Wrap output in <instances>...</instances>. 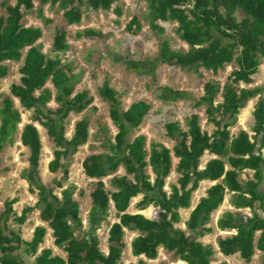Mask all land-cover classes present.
I'll use <instances>...</instances> for the list:
<instances>
[{"label":"trees","instance_id":"obj_1","mask_svg":"<svg viewBox=\"0 0 264 264\" xmlns=\"http://www.w3.org/2000/svg\"><path fill=\"white\" fill-rule=\"evenodd\" d=\"M34 1L16 0L14 6L3 2L7 16H0V78L9 73L6 63L20 61L22 51L30 47L19 70L20 83L13 84L10 91L13 97L19 99L22 108L33 112L32 123L25 125L20 137L22 146L30 152L29 168L22 177L30 190L38 195L35 206L24 207L20 215L13 208L17 199L3 203V209H0V264H27L20 251L34 258L31 264H118L124 248V229L138 232L130 244L131 254L135 257L145 256L148 260H155L159 248H164L186 264H212L215 253L212 245H205L197 238L210 230L205 226L210 222L211 214L222 205L227 191L234 193L233 203L237 208H251L253 216L231 212L223 215L219 227L236 229L237 234L218 240L220 252L225 256L240 252L247 262L251 261L256 250L264 252V216L261 214L264 212V89L241 87L242 83H253V76L258 73L264 59V0H144L150 7L151 27L164 32V27L156 23L158 19L177 22V34L189 50L175 51L168 39L162 38L157 58L149 62H125L131 69L153 74V79H156L157 63L195 73L202 68L218 73L232 63L237 64V69L231 73L223 88L217 82H207L204 95L194 102L195 108H206L208 123L215 126L212 134L202 129L198 114L186 119L187 130H183L180 122L166 123L167 136L176 142L173 154L180 159L176 171L181 174L180 186L171 185L170 195L165 186L173 166L171 150L153 143L148 151L144 135L128 141L131 131L140 126L149 114L151 105L138 101L123 110L116 90L109 85V81L104 82L98 94L110 104L117 133L113 141L106 135V130L100 128L93 140L101 143L105 153L91 155L83 163L84 174L95 180L91 183L92 207L84 230L80 205L74 199L75 186L63 188L64 181L69 177L68 163L63 161L88 144L89 121L82 119L76 123L71 140H67L65 135L64 122L71 114L86 110L93 103V97L88 91L72 96L75 76L69 75L57 84L56 102L59 106L56 109L50 107L52 90L45 87L46 83L56 73L71 70L69 63L60 55L68 49L65 41L67 33L65 30L57 31L54 38L56 54L53 57L46 56L38 46H34L43 34L42 29L22 23L25 14L34 9ZM116 1L40 0V3H59L65 9L68 23H78L83 12L75 7L76 2L91 11H98L110 10ZM39 14L42 16L41 9ZM117 14H120L119 9ZM139 28L140 23L135 17L126 25V30L133 33ZM77 36L96 37L103 36V33L86 28L78 31ZM159 90L158 98L164 102L191 97L185 91L170 87ZM219 94L222 101L217 103ZM257 97L253 111L254 135L242 130L232 136L230 128L239 122L241 112L247 108L249 101ZM0 114L1 153L7 146L15 144L14 136L21 123V112L15 108L12 99L5 98ZM35 124L48 132L57 148L50 171L57 173L62 170L63 178L54 181L55 186L62 189L61 198L39 177L43 146ZM206 153L217 159L211 160L201 170V159ZM119 167L123 168L124 175L113 176L110 179L112 190L107 189L104 179L114 175ZM149 167L154 174L153 180L148 174ZM247 170L254 171L253 179H242ZM204 180L218 183L207 190V195L201 198L185 222L187 228L181 229L178 227L182 222L181 209L191 207L192 195ZM138 195H142V199L136 204V209L145 210L154 205L158 209L155 219L127 212L131 199ZM111 202L118 222L109 229V251L105 254L100 248L97 231L110 216ZM35 209L40 211L41 221L48 223L53 231L55 246L67 253L66 258L54 255L50 248L39 252L48 235L45 226H37L30 241L21 238L10 227L11 221L24 225ZM134 264L148 263L138 259Z\"/></svg>","mask_w":264,"mask_h":264},{"label":"rangeland","instance_id":"obj_2","mask_svg":"<svg viewBox=\"0 0 264 264\" xmlns=\"http://www.w3.org/2000/svg\"><path fill=\"white\" fill-rule=\"evenodd\" d=\"M3 2L14 6L16 0H0V16L6 17L7 12L2 5ZM34 5V9L25 14L22 23L26 26L40 27L42 29L43 34L34 46H38L43 54L53 57L56 54L54 38L57 31L65 30L67 33L65 41L68 49L60 53V55L66 59L67 64L69 63L71 70L67 69V71L64 69L63 72L56 73L46 83L45 87L52 90L50 107L56 109L59 106L56 102L57 84L64 81L69 75L75 76L72 81L75 84L72 96L79 92L88 91L89 95L93 97V103L86 110L80 114H71L64 122L65 135L67 140H71L76 123L82 119L89 121L90 136L88 144L79 148L78 152L71 155L67 161H63L68 163L69 169V177L68 180L64 181L63 188L66 189L71 185L75 186L74 199L80 205V216L83 221L82 230L87 227L89 212L92 207L90 192L91 183L94 181L84 174L83 163L91 155L105 153L101 149V143L93 140L100 128H104L106 135L113 141L117 133L116 124L110 114V104L98 94V89L105 81H109V85L116 90L121 109L126 110L132 103L138 101H145L151 105L149 114L140 126L131 131L128 141L132 142L136 136L144 135L147 139L148 151H150V146L153 143L161 144L171 150L173 166L170 176L166 179L165 187V190L170 192L169 185L178 181L180 177L178 172H176V167L179 166L180 160L174 157L173 149L176 142L170 140L167 136L166 123L180 122L183 130H187L186 119L192 114H198L202 129L212 134L215 131V126L208 123L206 108L204 106L195 108L194 102L204 95V87L207 82H217L223 88L229 81L231 73L237 69V64L226 65L218 73L203 68L200 69L199 73H195L178 66L157 63L155 69L156 79H153V74L139 73L138 70L131 69L125 62L154 61L159 54L162 38H167L171 48L175 51L187 52L189 46L178 36L177 22L158 19L156 23L164 27V32H159L151 27L150 7L146 1L117 0L110 10L98 11H91L83 4L76 2L74 4L75 7H78L83 12L82 20L78 23H68L65 17V9L61 8L59 3L56 5L51 3L41 5L40 0H35ZM40 9L42 10V16L39 14ZM117 9L120 11L119 15L117 14ZM133 17L140 23V28L135 29L134 33L126 30V25ZM86 28L100 30L103 36L78 37L77 32ZM29 48L27 47L22 51L23 57L20 61L6 63L9 67V73L5 78H0V109L3 107V100L10 98L14 101L15 108L21 112V123L14 136L15 144L7 146L0 153V209H3V203L6 200L17 199V203L14 204L13 208L18 215L21 214L24 207L35 206L38 201L37 192H32L29 184L22 177L24 171L29 168L30 152L20 142L25 125L32 123L33 112L22 108L19 99L13 97L10 91L13 84L20 83L21 74L19 70L24 63ZM163 87L185 91L191 97L177 102H164L158 98L161 92L159 89ZM241 87H262L264 89V59L261 60L258 73L253 76V83L250 85L242 83ZM221 101L222 97L219 94L217 103ZM257 101L258 97L250 100L247 108L242 110L239 122L230 128L232 136H236L242 130L248 131L251 136L254 135L252 132L255 124L253 111ZM35 125L39 129L43 146L39 163V177L45 186L53 188L55 195L61 198L62 189L56 187L54 181L63 178L62 170L60 169L57 173H51L49 169L57 148L48 132L40 125ZM202 162L204 161L201 160ZM123 174L122 168H119L115 173V175ZM148 174L151 175L153 180L154 174L150 167L148 168ZM249 175L252 176L253 173H244L243 178L246 180ZM109 180V178L105 179L107 188L111 189ZM135 201L134 199L131 201L130 209L134 208ZM157 212L158 209H155L147 215L155 219ZM114 221L115 212L111 211L110 216L97 231L100 238V248L103 253L108 251V230ZM37 226H45L48 229V235H46L44 242L41 244L39 252L42 249L51 248L54 255L66 258L67 253L62 248L55 246L52 230L48 223L41 221L38 209L29 214L28 220L23 226L10 222V227L18 232L24 240H30L33 237V232ZM79 236H82V234ZM123 237L124 248L118 264L135 263L137 258L131 257L127 248L134 235L125 231ZM202 239L209 238L205 237ZM216 239L217 235H213L209 241L214 243ZM20 254L27 264L33 263V257L24 255L23 251H20ZM259 261L260 258L258 259ZM147 263L182 264L174 253H170L164 248H159L157 259L148 260ZM234 264L239 263L234 262Z\"/></svg>","mask_w":264,"mask_h":264},{"label":"crops","instance_id":"obj_3","mask_svg":"<svg viewBox=\"0 0 264 264\" xmlns=\"http://www.w3.org/2000/svg\"><path fill=\"white\" fill-rule=\"evenodd\" d=\"M175 157V156H174ZM176 158V157H175ZM177 159V158H176ZM214 159H217V157L213 156V155H210L209 153H206L204 155V157L201 159L203 160L204 162L201 163L200 165V169H204L206 167V165L211 161V160H214ZM180 160V159H179ZM180 164V163H179ZM119 168H122V167H119ZM118 168V169H119ZM178 168V167H176ZM49 169H50V166H49ZM228 169V168H227ZM84 170V169H83ZM123 170V168H122ZM118 171V170H117ZM124 172V171H123ZM178 172V171H176ZM253 173L254 175V171L252 170H247L245 173ZM178 174L180 175L181 177V174L178 172ZM124 175V174H123ZM253 175L252 176H247V179L250 178V179H253ZM114 175L108 177L109 179H111ZM117 176H121V175H117ZM179 177V179H180ZM108 178H105V179H108ZM104 179V182L106 184V181ZM179 179L178 181H176L175 183H171L169 185V188L171 185H177V186H180L179 184ZM242 179L245 180L243 178V175H242ZM246 179V180H247ZM95 181V180H94ZM110 181V180H109ZM216 183H218L217 181L213 182V181H210V180H204L202 182H200V185L198 187V189L193 193L192 195V199H191V207L188 208V209H181V216H182V222L181 224L178 225V227H180L181 229H186V224L185 222L188 220V218L190 217V214L192 213V211L198 206V204L200 203V200L201 198L205 197L207 195V190L212 187L213 185H215ZM107 187V185H106ZM166 187V186H165ZM108 189V188H107ZM112 190V187L111 189ZM166 191V190H165ZM169 195L171 193V188H170V192H167ZM233 196H234V193L233 192H229L227 191L226 195H225V198H224V201L222 203V205L216 210L214 211L212 214H211V220L210 222L205 226L206 228H210V230L208 231H205L203 235H199L197 240L199 242H202L203 244L205 245H212L213 247V250H214V255H213V258H212V264H219V263H223V262H226L227 264H234L235 263H239V264H263V261H264V252L262 251H259V250H256L255 251V254L253 256V258L251 259V261L247 262L245 259L242 258L241 256V253L240 252H237L235 253L234 255H231V256H225L224 254H222L220 252V248H219V245H218V240L220 238L222 239H225L227 237H231L233 235H236L237 234V230L236 229H230V228H225V229H222L219 227L218 223H219V220L223 217V215L227 212H231V213H241L245 216H249V217H252L253 216V213H252V210L251 208H237L234 203H233ZM91 198V197H90ZM136 200L135 204H134V208L133 209H130V204H131V201L132 200ZM142 199V195H138L134 198L131 199L130 201V204H129V207L127 209V212L129 214H142L144 216H146L148 219H154V217H150L148 216L147 214L148 213H152L153 210L157 209L154 205H149V207H147L145 210H137L136 209V204ZM92 201V200H91ZM113 211L115 212V209H114V204L113 202H111V210L110 212ZM261 214L264 216V212H261ZM115 222H118V220L116 219L115 217V221L112 222V224H114ZM111 224V225H112ZM110 225V227H111ZM23 226V225H22ZM109 227V229H110ZM125 231L127 232H131V234L134 235V238L138 235V232L137 231H129L127 229H124V235H125ZM52 234H53V231H52ZM211 235V236H209ZM213 235H217V239L214 240V243L210 242L209 240L212 238ZM259 236V232L257 234V237ZM108 237H109V230H108ZM205 237H208L209 239H202V238H205ZM124 238V237H123ZM201 238V239H200ZM32 239V238H31ZM30 239V240H31ZM30 240H26V241H30ZM133 240V238H132ZM131 240V241H132ZM207 240V241H206ZM131 241L130 243L128 244V251H129V254L131 255V257H135L131 254V247H130V244H131ZM46 249V248H45ZM51 249V248H50ZM43 250V249H42ZM109 251V249H107ZM108 251L105 253V254H108ZM263 256V257H262ZM64 258V257H63ZM138 259H144V260H147L145 256H138V257H135ZM260 258V261L258 262V259ZM179 261H181L179 258H177ZM148 261V260H147ZM136 263V262H135ZM182 264H186L185 262L181 261ZM130 264H134L133 263H130Z\"/></svg>","mask_w":264,"mask_h":264}]
</instances>
